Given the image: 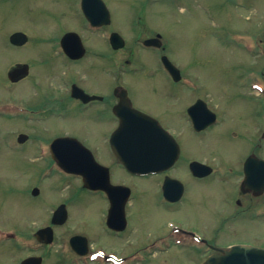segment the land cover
Returning a JSON list of instances; mask_svg holds the SVG:
<instances>
[{
	"label": "rangeland",
	"instance_id": "rangeland-1",
	"mask_svg": "<svg viewBox=\"0 0 264 264\" xmlns=\"http://www.w3.org/2000/svg\"><path fill=\"white\" fill-rule=\"evenodd\" d=\"M152 1L107 0L112 9L108 30H116L126 39V50L119 51L117 56L119 84L129 89L135 97L145 93L143 91L150 94L151 89L171 87L183 89L185 94L188 92L184 88L189 86H173L161 66L160 52L133 45L137 35L135 25L143 17L145 24L150 27L143 36L159 34L169 60L184 75L192 77L191 82L194 81L196 85L194 89L212 101L223 119L222 125L210 133L213 137L219 135L215 141H211L213 137L209 139V136L206 140L193 139L195 144L191 147L182 139L186 159H181L171 175L186 185L187 195L177 208L164 207L157 200L161 195L158 177L131 179L126 174L119 176L121 180L117 182H126L133 190V200L127 209L130 235L122 240L106 238L108 234L103 230L106 205L85 193L80 183L60 185L66 180L62 177L58 179L55 175L51 176L50 180H44L43 185H40L46 165L41 155L37 158L34 151L36 145L27 144L16 148L17 135L21 132L28 134L31 129L25 131L28 126L21 119H16L19 117L16 116L19 108L14 99L32 101L33 92L30 82L14 86L7 78L10 61L15 56H20L21 62L26 61L23 58L27 51L20 50L13 54L4 51L2 47L12 31H26L30 42L39 41L42 37L57 40L62 31L55 32L53 26L62 22L59 16L61 1L15 0L16 6L10 12L7 6L0 3V264H20L30 256H42L43 264H83L80 260L74 261L75 255L68 244V239L80 232L89 237L91 249L107 247L117 249L120 254H129L147 248L143 252L133 253L128 258V264H203L206 257L200 254L188 257L185 252H179L182 249L176 247L168 249V252L160 251L165 246L156 241L168 232L170 222L206 232L219 248L238 243L264 245V220L257 228L261 234H252L249 220L246 219L244 223L236 225L224 224L227 216L225 212L229 211V191L227 188L213 191V184L212 189L209 182H199L188 169L189 158L235 168L244 160V157H239L243 151L240 143L245 135L254 133L255 119L248 114V110L252 111L255 103L241 101L239 96L249 94L250 89L244 85H248L249 77L254 73L261 74L263 82L262 94L257 100L260 101V124L264 129V0ZM49 30L52 31L48 33ZM91 41L94 45L90 49L102 57L109 54L110 49L104 40L92 35ZM255 43L260 44L255 46ZM257 47L259 52L255 55ZM131 48L136 50L137 60L135 66L127 67L121 63L128 57ZM102 65L98 66L95 73L87 72L90 77L87 87L104 89V83L109 77L105 75ZM55 66L62 67L60 60L55 61ZM137 103L143 109L146 105L145 110L160 116L165 125L170 126L169 123H172L174 125L171 126H176L175 122L166 117L159 104L142 100ZM22 110L26 114L27 109ZM85 120V129L78 130V136L102 158L104 154L107 156L104 150L106 143L95 142L97 134L100 135L102 130L96 128L93 118L86 116ZM60 121L35 124L34 137L48 144L64 135L66 125ZM183 128L184 125L180 130ZM182 134L185 135L184 129ZM32 185L40 186L38 196L31 194ZM61 203L68 205L70 218L66 225L54 228L55 239L52 245H40L34 234L50 225L51 215ZM98 260L100 262L97 264L105 262L95 258V262Z\"/></svg>",
	"mask_w": 264,
	"mask_h": 264
},
{
	"label": "flooded vegetation",
	"instance_id": "flooded-vegetation-1",
	"mask_svg": "<svg viewBox=\"0 0 264 264\" xmlns=\"http://www.w3.org/2000/svg\"><path fill=\"white\" fill-rule=\"evenodd\" d=\"M60 1L62 6L59 11V16L62 18V22L61 24L54 25V29L52 27L55 32L62 31L57 40L52 41L49 37L47 39L42 37L39 41L35 40L30 42L26 31H12L7 37L8 40L4 42L2 47L4 51L12 52L13 54L19 53L18 51L20 50L27 51V54H25L23 58L26 61L21 62L20 56H15V58L10 61L11 67L7 72V78L10 84L14 86L30 82L31 91L33 92V95L32 93L30 94V96L32 95V101L20 100L16 97V99H14L16 106L19 108L16 114V116L19 117L16 119H21L24 125L28 126L25 131L28 128L31 129L28 134L21 132L17 135L16 141L18 144L16 148H21L23 145L27 144L36 145L34 150L35 154L37 158L41 155L42 157L40 158L44 159L42 161L43 164L46 165L43 170L41 181L39 182L40 185H43V182H45L44 180H50L51 176L55 175L58 179L62 177V179L66 180L62 181L60 185L72 186L75 183H80V188H82L85 193L96 197L100 202L106 205L107 211L103 225V230L108 234L106 238L107 240H122L130 235L129 231L131 229L127 209L128 205L133 200V190L126 182H117L119 181L118 179H120L123 174L128 175L127 177L131 179L158 177V180H160L159 187L161 195L157 200L164 207L177 208L187 195L186 185L181 179L171 175V173L177 169L181 159L183 157V159H186L182 139L191 147L195 144V140L193 139L206 140L207 136L211 139L213 137V135L210 134L211 131L222 125L223 117L219 114L217 107L212 104V101H208L206 97L204 98L198 94V90L194 89L196 86L194 81L191 82L192 77L188 74L184 75L180 68H178L180 71L179 81H173L168 73L166 75L175 87L179 84L186 87L189 86V88H184L188 91L186 92L187 94H185L183 89L171 87L163 90L151 89L150 94L142 90L145 93L137 97L133 96L129 89L119 84L120 79L118 75L117 56L119 51L126 50V39L116 30H108L112 20V9L107 3V0ZM151 1L148 0V3ZM152 2H155V0ZM0 3L7 6L9 12L16 6L15 0H0ZM144 20L143 17H140L138 19V25H135L137 35L133 45L142 49H153L160 52L161 63V58L165 55V48L145 46L147 40L155 39L159 37V34L156 33L154 36L144 37L143 34H145L147 29H150V27L145 24ZM50 31L52 30H49L48 33ZM16 33L27 34L28 41L23 44L13 42L12 36ZM114 34H120L124 37L125 45L123 48H118L119 42L116 40L117 38L114 39V41L112 40ZM92 35L93 37L97 36L98 39L105 41L110 49L109 54L102 57L101 54L89 48L92 44L94 45L91 41ZM246 44L250 45L249 43H242V45ZM259 44L260 43H255L254 45L258 46ZM258 52L259 47H257L255 55ZM137 55L136 50L131 48L128 57L121 64L127 67L135 66ZM56 60H60L62 63L61 68L55 66ZM24 65L29 66L27 74H21L16 82H11L9 79L10 72ZM99 65L103 66L104 73L109 79L104 83V89L94 90L86 85L90 80L87 72L91 71L95 73ZM134 69L136 70V68ZM248 82V85L244 86L250 89L249 94H243L239 97L241 101L255 103L253 110H248V114L251 115L253 120L255 119V130L253 135H245V139L240 143V148L242 147L243 151L239 157H244V160L240 161L237 168H235L228 167L221 163H211L207 160L202 161L189 158L188 169L194 179L199 182H209V186L213 184L215 187L213 189L211 186L213 191H216V189L221 191L225 188L229 191L227 201L229 211H223L227 215L224 224L230 223L236 225V223H244L246 219L249 220L251 233L261 234V230H257L258 224L264 220V129L260 124V101L257 100V98L260 97V88L263 83L261 81V74L254 73L250 75ZM250 95H253V97ZM88 96L94 97L95 99L89 100L87 98ZM237 97L238 96L235 97L236 100ZM140 100L154 105L159 104L166 117H169L172 122H175L176 126H171L174 125L172 123H169L170 126L165 125L159 118L160 116H156L145 110L146 105L143 109V107L137 103V101L139 102ZM23 108L27 109L26 114L22 113ZM132 108L155 118L162 130H166L172 136L166 137L163 130V134H158L157 140L159 142V153H163L167 146L174 151L176 160L173 166L157 174L147 176L131 174L123 167L117 153H128L132 147L129 145V148L127 143L123 145V142H118L117 139L114 141L113 136L121 126V116L119 112L122 113L123 117L126 116L129 118L130 114L127 112L131 111ZM86 116L93 118L96 122V128L102 130L100 135L97 134L95 142L106 143L104 150L107 156L104 154L102 155L103 158L99 153L90 149L77 134L78 130L85 129ZM50 120H56L58 122L62 120L64 125H66V130L63 132L64 135L56 137L47 144L44 143V140L35 138L33 133L36 131L35 124L39 122L46 124L48 121L51 124ZM182 125H184V136L182 134L183 129L180 130ZM69 129L71 130L67 131ZM60 138L68 139L64 141L63 144L55 145L54 142ZM218 138L219 135L214 136L211 141H215ZM75 142H80L89 149L99 165L95 173V179L98 183L97 187H99L97 190L86 188L84 177L64 172L54 158L55 154H62L61 151L63 149L71 148L74 146ZM114 142L117 143L115 148ZM127 156H129V154ZM195 163L204 165L199 167L201 169L200 174L192 169V165ZM117 172L120 174H117ZM108 182L111 186H124L130 190L128 200L125 199V226L123 229H120L124 221L120 212H117L116 221L114 222V224L118 226V229L109 226L112 203L106 190L107 186H105V183ZM32 186V192L34 189H39L40 194V186ZM124 197L125 195L122 191L120 201H122ZM168 199L175 200L170 201ZM62 204L64 203L60 205ZM65 205L68 210V205L66 203ZM52 216L50 221L52 220ZM69 218L70 214L68 210V220ZM234 233L235 231H233V234ZM74 236H81L87 239L89 250L88 255L84 257L86 259L91 257L94 253L104 258H108L111 254H115L126 259L135 252H143L147 249L142 248L143 250L132 251L129 254H120L117 252V249H108L107 247L91 249L89 237L81 232L71 236L69 243ZM158 238L160 239L156 242H160L165 246L164 249L160 250L161 252H168V249L176 247L182 249L179 252H181V254L185 252V256L188 257L199 256L200 254L202 257L208 258L216 253H222L224 249L227 248L217 247L211 235L188 227L182 223L170 222L168 232ZM235 245L247 244L238 243ZM255 246L264 248V245L255 244Z\"/></svg>",
	"mask_w": 264,
	"mask_h": 264
},
{
	"label": "water",
	"instance_id": "water-1",
	"mask_svg": "<svg viewBox=\"0 0 264 264\" xmlns=\"http://www.w3.org/2000/svg\"><path fill=\"white\" fill-rule=\"evenodd\" d=\"M27 36L24 33H16L12 36L13 42H19L21 44L27 42ZM165 64L169 70L173 73L174 66L165 58ZM29 69L28 65H24L21 68H15L9 74V79L12 82H16L17 78L21 74H27ZM127 113L130 117L121 116V126L114 135V141L123 142V145L127 143L128 147H132L128 153H117L120 161L133 173H148L159 170L160 168H168L175 163L176 155L170 147H166L163 153H159V142L157 140L158 134H163L162 129L159 127L157 121L149 116L131 109ZM150 125V126H149ZM166 135V134H165ZM166 137H168L166 135ZM67 139H60L55 142V145L63 144ZM72 141V140H70ZM171 143V142H170ZM117 145L114 142V147ZM130 145V146H129ZM170 145V144H167ZM62 154H55L57 159L62 165L71 167L67 169L70 172L83 174L85 179V186L90 189L98 188V183L95 179V173L98 169V164L95 161L92 153L86 149L79 142H75L71 148L63 149ZM129 154V156H127ZM201 165L194 164L192 169L195 172H199ZM106 190L110 195L112 209L110 212L109 225L110 227L118 226L114 224L116 221L117 212L121 213L122 219L124 218L125 199L128 200L130 195L129 188L124 186H111L105 183ZM124 192V199L120 201L121 192ZM34 194H38L35 190ZM123 194V193H122ZM174 200V199H173ZM67 220V211L65 206H61L54 214L53 224H64ZM125 226V218L123 221V229ZM36 237L39 242L51 244L54 239L52 227H48L39 230L36 233ZM72 247L79 254H86L87 241L81 237H75L72 239ZM22 264H42L41 257H30L22 262ZM207 264H264V249L236 246L231 250L224 252L222 255H215L208 259Z\"/></svg>",
	"mask_w": 264,
	"mask_h": 264
},
{
	"label": "bare ground",
	"instance_id": "bare-ground-1",
	"mask_svg": "<svg viewBox=\"0 0 264 264\" xmlns=\"http://www.w3.org/2000/svg\"><path fill=\"white\" fill-rule=\"evenodd\" d=\"M137 54V53H136Z\"/></svg>",
	"mask_w": 264,
	"mask_h": 264
}]
</instances>
